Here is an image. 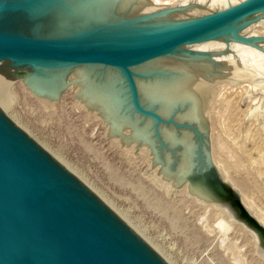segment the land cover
<instances>
[{
	"label": "rangeland",
	"instance_id": "rangeland-1",
	"mask_svg": "<svg viewBox=\"0 0 264 264\" xmlns=\"http://www.w3.org/2000/svg\"><path fill=\"white\" fill-rule=\"evenodd\" d=\"M158 1L148 0L156 8H166L168 14L177 9L200 17L245 0ZM176 16H172L175 23L194 18ZM22 31L37 36L54 34L29 26ZM239 34L246 39L227 35L209 46L214 60L228 56L230 60L221 63L222 68H214L205 137L201 141V132L192 129L198 141L192 156L197 160L194 168L202 169L204 159L211 166L196 176L198 182L226 201L240 219L246 214L244 203L264 224V13L246 21ZM76 72L64 75L70 86L52 100L32 89L27 77L31 71L0 68V105L31 141L124 216L144 239L167 255L170 264H264L260 252L264 236L258 244L250 230L227 219L215 206L191 197L184 184L175 187L173 183L171 187L169 177L161 175L165 157L158 146H164L151 143L152 125L146 123L148 143L133 139L131 129L112 132L109 121L87 105L77 84H72ZM97 79L103 80L104 73L98 70ZM164 129L165 134L175 133L172 128ZM217 170L223 173L229 189L223 187Z\"/></svg>",
	"mask_w": 264,
	"mask_h": 264
},
{
	"label": "water",
	"instance_id": "water-1",
	"mask_svg": "<svg viewBox=\"0 0 264 264\" xmlns=\"http://www.w3.org/2000/svg\"><path fill=\"white\" fill-rule=\"evenodd\" d=\"M41 1L0 0V62L30 67L102 65L116 69L124 73L131 86L134 108L165 124L173 120L142 109L132 68L173 54L183 45L213 37L264 10V0H246L201 18L145 30H122L121 23H114L49 36L28 35L22 31V27L32 26L26 11ZM143 19L131 16L123 24L136 25ZM210 167L205 164L202 169L192 168L188 181L208 199L225 206L232 219L250 230L258 244L262 243L264 224L250 207L242 203L246 212L242 220L226 201L198 182L196 176ZM216 172L223 187L229 189L223 173ZM0 264L167 263L0 113Z\"/></svg>",
	"mask_w": 264,
	"mask_h": 264
},
{
	"label": "bare ground",
	"instance_id": "bare-ground-1",
	"mask_svg": "<svg viewBox=\"0 0 264 264\" xmlns=\"http://www.w3.org/2000/svg\"><path fill=\"white\" fill-rule=\"evenodd\" d=\"M157 2L159 1L157 0ZM231 7L233 6L223 7L222 10L217 12L227 10ZM165 9L166 8H156V5H151L148 0H43L28 9V11H26V16H28V19L31 21V27L33 29L38 31L47 29L50 33H52L51 31H55L53 32L54 34L75 30L83 31L89 28L102 27L114 23H121L123 26L121 28L122 30L142 28L145 30L151 26L162 27L170 25L171 23L173 24L175 23V21H173L175 18L172 19V16L175 17L178 14L192 16L190 14L191 11L187 13V10L175 9L168 14V12L164 11ZM176 11L177 13L174 14L173 12ZM263 13L264 10L259 11L244 18L241 22L230 25L213 37L183 45L173 54L157 58L144 65L132 68V72L136 75L135 80L139 89V102L142 109L144 111H156L164 120H173L172 122H167V124H165L166 122L158 123L154 117L138 112L134 108L131 86L126 76L123 72L108 66H49L42 64L32 67H20L13 62L3 61L0 62V68L31 71V74L27 77H29V81L33 86L32 89L34 88L39 96L52 100L59 98L61 93L70 86L66 82V78L64 79V75H66L67 72L71 73L72 71H77L76 80L70 82H72V84H77L81 95L80 97L87 102V105H90L109 121L108 123L111 124L112 132L121 133L126 129H131L133 139L148 143L149 128L146 127V123L147 125L148 123L152 125V127H150V134H152L151 143H156L157 145L162 144L164 146L163 148L158 146V148L163 151L162 157H165V168L161 175L164 178L169 177V181L172 183L170 186L172 187L173 183L175 187L184 184L191 197L196 198L204 205L215 206V208H218L226 214L224 216H226L227 219H231L234 222L235 220L232 219L231 212L225 206L208 199V196L203 191L199 190L198 187L187 179L188 174L197 162L196 158L193 160L192 152L195 143L197 144L198 141H196L197 137L193 136L194 133L192 129L195 128L201 132V134L199 133L201 139L205 137L206 115H208L210 111L209 106L212 97V84L215 82L213 80V76L216 74L214 73V68H222L220 64L225 63L229 57H219L215 58L217 61L214 60L209 54L208 49H211L209 46L213 45L211 43L214 40L227 35H233L237 37L236 39L245 40L246 38L243 39L239 36V31L242 30L244 23L250 18ZM131 16L144 18L142 21L143 24L124 25L123 23H127L125 21L126 18H131ZM193 17L194 16H192V18ZM201 17L203 16L194 17L193 19ZM135 31L137 30H134V32ZM247 40L249 41V39ZM215 44L216 43H214V45ZM217 46L218 45H216V47ZM219 48H221V46ZM216 49L218 50V48ZM200 51L206 52L200 53ZM212 51V53L216 52H214L213 49ZM232 61L234 60L231 59V62ZM235 62L236 61H234V64H236ZM229 67L227 70L230 72L232 68ZM231 67H233V65ZM98 70L104 73V79L101 81L97 79ZM137 73L139 75H137ZM55 79L56 81H54ZM7 112L8 111L0 105V113L6 118H9V121L29 138L26 131H22L17 122L11 119L12 117L7 116ZM126 112H129V114H126ZM179 117H181V119ZM137 119H139V122L143 125H141ZM177 124H181L185 126V128L179 129L177 128L178 126H176ZM164 128H172L175 135L169 131H166L165 134ZM167 134L170 138L166 136ZM39 148L46 153L44 149L41 147ZM166 152L170 154L168 155ZM48 156L102 201L167 264L171 263L168 261V257L166 258L167 255L161 254L157 248L144 239L143 235L131 226L124 216H120V213L118 214L115 209L85 186L65 167L66 165L55 160L52 156ZM206 162L204 159L203 163H201V165L203 164L202 167L207 164ZM260 252L264 255L263 250H260Z\"/></svg>",
	"mask_w": 264,
	"mask_h": 264
}]
</instances>
